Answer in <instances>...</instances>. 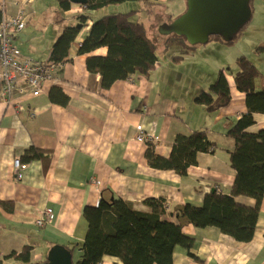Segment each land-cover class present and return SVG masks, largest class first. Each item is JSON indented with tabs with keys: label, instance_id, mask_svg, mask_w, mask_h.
Here are the masks:
<instances>
[{
	"label": "crops",
	"instance_id": "0c3cea01",
	"mask_svg": "<svg viewBox=\"0 0 264 264\" xmlns=\"http://www.w3.org/2000/svg\"><path fill=\"white\" fill-rule=\"evenodd\" d=\"M0 1L6 16L18 11L25 15L26 25L12 43L37 63L48 62L51 46L62 28L73 24V15L81 11L79 6L71 7L68 12L51 6L56 15L51 18L54 26L49 30L46 23L39 22L50 8L46 1ZM90 26L91 21H87L70 47L67 60L53 72L55 80L46 82L38 97L25 95L10 104L0 98V264H23L16 256L28 246L32 248L31 264H43L53 246H79L86 232L82 211L87 206H97L100 199H121L146 212L148 208L143 202L148 197H162L173 208L184 203L198 206L205 194L215 188L225 194L230 192L234 171L229 165V153L234 140L227 132L246 112V107L244 94L234 86L235 70L226 71L229 64L221 62L222 52L227 58L223 47L228 46L214 39L210 42L219 43L214 44L217 55L214 61L197 57L201 53L199 45L178 64L171 57L157 61L150 76L135 74L103 92L99 88V76L90 75L86 69L87 55L78 54L79 44ZM244 32L243 37L253 38ZM255 43L252 46H261L259 52L254 51L261 61L260 67L255 66L260 73L255 88L261 90L264 89V41L256 39ZM105 54V48L91 53ZM184 61L196 63L191 64L194 68L188 73L180 69ZM220 71L229 85L230 102L226 107L207 112L195 102V97L208 88ZM52 86L60 87L68 96L65 106L49 102ZM30 113H34L33 118ZM254 120L251 131L264 127V115L255 114ZM137 125L157 138L151 143L161 157L169 156L177 135L195 131H205L215 151L198 154L197 164L184 176L157 170L147 163L146 143L133 139ZM28 148L40 149L45 156L23 162L22 155ZM16 158L27 165L19 181L13 170ZM236 201L248 206L254 204V200L244 197H237ZM45 209H50L54 218L44 227H38L35 222ZM184 233L194 238L195 246L190 253L200 261L176 248L173 264H264V195L250 243H238L214 227L187 226ZM12 253L15 256L8 258ZM102 264L121 263L116 258L104 257Z\"/></svg>",
	"mask_w": 264,
	"mask_h": 264
},
{
	"label": "trees",
	"instance_id": "16d2710c",
	"mask_svg": "<svg viewBox=\"0 0 264 264\" xmlns=\"http://www.w3.org/2000/svg\"><path fill=\"white\" fill-rule=\"evenodd\" d=\"M54 1L62 12H68L73 6H79L81 11L73 15L76 24L64 26L52 44L48 64L59 69L67 60L69 49L80 31L87 21H91L88 32L79 44L78 54L87 55L86 69L90 75L99 76L101 91L135 74L148 77L154 71L158 61V47L141 24L131 21L133 12L111 13L94 21L90 16V13L102 8L139 0H87L85 5H74L69 0ZM250 8L252 12V0ZM2 16L0 7V22ZM174 19L171 17L169 22ZM163 39V47L180 48V55L171 56L175 64L197 47L189 45L184 37L174 34L163 36ZM214 39L225 45H231L236 40L224 42L219 36H212L209 42ZM100 48L106 49L104 56L91 55ZM235 65L234 86L244 94L246 112L227 132L234 140V148L229 153V165L234 171L230 192L225 194L215 188L205 194L198 206L184 203L173 208H169L166 199L162 197H148L143 202L148 208L146 212L134 209L130 203L121 199H100L97 206H87L82 211L86 232L78 246L79 259L73 260V264H102L104 257L116 258L121 264H173L176 248L187 251L199 260L190 253L195 240L184 233L187 226L200 229L214 227L241 244L252 241L264 195V127L257 131H251L250 128L255 125V114L264 115V89L255 88L260 73L249 59L239 56ZM230 98L226 76L220 71L206 90L197 93L195 102L207 112H213L226 107ZM48 100L52 104L65 106L69 98L60 87L52 86ZM146 145L145 158L149 166L157 170L173 171L179 176L186 175L187 170L197 164L198 154H212L215 151V145L205 131L177 135L172 141L169 156L165 158L156 154L153 143L147 142ZM43 156L44 151L28 148L22 158L23 162H27ZM237 197L252 199L254 204L248 206L239 203ZM1 205L6 207L3 203ZM66 248L73 253L76 247ZM31 249L25 247L16 258L23 264H31ZM14 256L12 253L8 257Z\"/></svg>",
	"mask_w": 264,
	"mask_h": 264
},
{
	"label": "rangeland",
	"instance_id": "374dc122",
	"mask_svg": "<svg viewBox=\"0 0 264 264\" xmlns=\"http://www.w3.org/2000/svg\"><path fill=\"white\" fill-rule=\"evenodd\" d=\"M50 7L49 10L47 9V15L39 22L46 23L49 30L53 29L54 24H52L51 18L55 17L54 9L51 6H57V3L53 0H44ZM41 6V3H38ZM56 8V7H54ZM111 9L110 12H107V9ZM107 9L102 8L99 9L92 14H90L91 19L98 20L101 17L111 14V13H117V12H123V13H129L133 12L131 16V21L141 24L144 29L147 30V33L151 37V39L154 41V43L157 45L158 50V61L162 62L165 59H169V57L175 55H180V48L176 46L171 47H163L162 44L164 42L163 36L158 33V28L165 23H170L169 20L171 17L177 18L186 10V0H158V1H152V0H139V1H128L125 3H122L120 5H112L109 6ZM116 8V10L112 9ZM115 11V12H112ZM58 20L59 21V16ZM73 24L75 23L72 22ZM76 24V23H75ZM48 28L46 30V33L48 31ZM246 29V30H245ZM247 32L248 34H252L253 38L248 39L247 37H243V32ZM244 32V33H245ZM240 36V37H239ZM242 36V37H241ZM236 39V38H235ZM262 40L264 41V2L262 0H252V17L249 22V24L246 26V28L243 29L241 34L238 35V39L236 42L232 43L231 45H226L228 47H223L224 50H227V58L225 60L224 53L222 52L220 56H222V61H226L229 65L227 66L226 71L231 72L236 69L235 61L237 57L239 56H245L247 59H249L255 66L260 67L261 61L258 60L256 57V53H254L255 50L258 52L261 50V46H254L258 43H255V40ZM212 42V41H211ZM208 43L207 45H196L199 46L198 50H200V54L197 57H208L211 60H215L214 56H217L215 54V45L219 44L218 42L214 43ZM252 43H255L254 49L252 46ZM252 47V48H251ZM196 57V58H197ZM195 61V59H194ZM191 61V62H194ZM203 59L199 61V63L202 64ZM188 61H184L180 65V69L184 70L186 73L192 70L194 68ZM201 66V65H199ZM200 68V67H199ZM258 70V69H257ZM259 71V70H258ZM209 77V75L207 76ZM79 243L78 245H80ZM74 252L72 253L73 260L79 259V251L78 246H73ZM72 248V247H71ZM11 258V257H8ZM46 260V258H45Z\"/></svg>",
	"mask_w": 264,
	"mask_h": 264
},
{
	"label": "built area",
	"instance_id": "2783aa9c",
	"mask_svg": "<svg viewBox=\"0 0 264 264\" xmlns=\"http://www.w3.org/2000/svg\"><path fill=\"white\" fill-rule=\"evenodd\" d=\"M1 4L0 1L2 9ZM25 25L26 18L23 12L18 11L12 16H6L3 13L0 22V98L6 104H10L18 97L25 95L38 97L43 92L44 84L55 80L53 72L57 69L54 65L31 60L11 43V38L19 33ZM30 117L33 118L34 113H30ZM133 139L139 143L157 140L156 137L144 133L140 125L134 128ZM26 169L27 165L22 163L20 159L16 158L13 161L16 180H22ZM216 189L218 190V188ZM53 218L52 211L45 209L36 220V226L44 227Z\"/></svg>",
	"mask_w": 264,
	"mask_h": 264
},
{
	"label": "water",
	"instance_id": "95a60500",
	"mask_svg": "<svg viewBox=\"0 0 264 264\" xmlns=\"http://www.w3.org/2000/svg\"><path fill=\"white\" fill-rule=\"evenodd\" d=\"M69 1L74 5H85L87 2ZM251 17L250 0H186L185 12L172 22L162 24L158 33L184 37L191 46L204 45L212 36L231 42ZM72 261L71 251L56 245L49 250L43 264H73Z\"/></svg>",
	"mask_w": 264,
	"mask_h": 264
},
{
	"label": "bare ground",
	"instance_id": "6f19581e",
	"mask_svg": "<svg viewBox=\"0 0 264 264\" xmlns=\"http://www.w3.org/2000/svg\"><path fill=\"white\" fill-rule=\"evenodd\" d=\"M23 29H24V28H23ZM23 29H22V30H23ZM22 30H21V31H22ZM21 31H20V32H21ZM11 43H12V42H11ZM12 44H13V43H12ZM14 46H15V45H14ZM15 47H16V46H15ZM16 48H17V47H16ZM240 116H241V115H240ZM240 116H239V118H240ZM21 162H22V161H21ZM24 164H25V163H24ZM14 177H15V176H14ZM15 179H16V178H15ZM18 181H19V180H18Z\"/></svg>",
	"mask_w": 264,
	"mask_h": 264
}]
</instances>
